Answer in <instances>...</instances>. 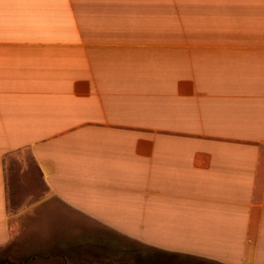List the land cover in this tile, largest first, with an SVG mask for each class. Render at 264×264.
Returning a JSON list of instances; mask_svg holds the SVG:
<instances>
[{
  "label": "crops",
  "instance_id": "0c3cea01",
  "mask_svg": "<svg viewBox=\"0 0 264 264\" xmlns=\"http://www.w3.org/2000/svg\"><path fill=\"white\" fill-rule=\"evenodd\" d=\"M97 2L0 0V249L56 199L146 250L264 264V10ZM34 180L44 201L21 209ZM80 218L63 245L116 261Z\"/></svg>",
  "mask_w": 264,
  "mask_h": 264
},
{
  "label": "rangeland",
  "instance_id": "374dc122",
  "mask_svg": "<svg viewBox=\"0 0 264 264\" xmlns=\"http://www.w3.org/2000/svg\"><path fill=\"white\" fill-rule=\"evenodd\" d=\"M32 183L34 187H30L27 182L18 183L19 189L15 192L13 201L14 203L17 201L21 209L34 204L38 206L40 202L44 201L45 191L41 183L38 180H34ZM26 188L28 190H24ZM50 204H52V207H40L37 208L36 212L20 214L18 220L14 222L15 244L9 248L0 249V264H221L167 251L146 250L143 246L134 242L131 244L128 241H122L123 237L113 235L112 232L103 229L87 217L80 218L69 214L63 208L62 203L56 199H53ZM18 208L10 201V212H12L14 219H17L16 210ZM71 217L73 220L80 218V221H83L85 228V236L82 235L83 239L90 238L91 241L94 238L104 240V238L108 239L110 237L114 239L117 243L115 247L116 261H102V249L99 246L88 244L84 247L76 244L72 246L63 245L65 238L81 236V233L77 235L75 230H63L59 225L61 222L71 221ZM30 241L37 244L31 245L35 248H30L28 244ZM55 241L57 242L55 243ZM45 242L48 245H41ZM120 244H123V246ZM105 249H107V252L114 253L112 245ZM122 249L127 252V259H121ZM119 251L121 252L119 253ZM62 257H65L67 261L63 262Z\"/></svg>",
  "mask_w": 264,
  "mask_h": 264
},
{
  "label": "clouds",
  "instance_id": "9594fccd",
  "mask_svg": "<svg viewBox=\"0 0 264 264\" xmlns=\"http://www.w3.org/2000/svg\"><path fill=\"white\" fill-rule=\"evenodd\" d=\"M95 7L107 9V8H116V7H157L160 9L170 10L172 8V4L168 2V0H158L157 3L152 5H143V4H117V3H109L107 0H98V2L94 5ZM181 8L186 10H199V9H217V8H228V7H240V6H252L259 7L264 10V3L253 4V5H237L231 3H221L218 0H183V3L179 5ZM5 9L7 10L11 5L5 4Z\"/></svg>",
  "mask_w": 264,
  "mask_h": 264
}]
</instances>
